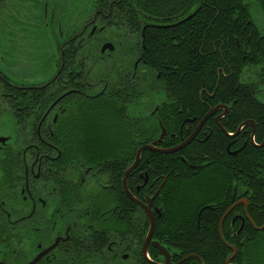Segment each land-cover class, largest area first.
Returning <instances> with one entry per match:
<instances>
[{
    "label": "flooded vegetation",
    "instance_id": "af4514ba",
    "mask_svg": "<svg viewBox=\"0 0 264 264\" xmlns=\"http://www.w3.org/2000/svg\"><path fill=\"white\" fill-rule=\"evenodd\" d=\"M148 1L0 0V264H264V204H258L264 202V66L263 82L252 88L246 86L257 80L245 76L257 68H247L237 84H230L235 94L247 92L244 101L228 96L221 67L216 88L213 70L194 72L193 87L163 84L175 76L179 61L157 73L163 83L156 86L148 65L153 56L145 46L148 34L169 36L170 29L201 17L200 5L217 12L230 0H199L175 22L140 17L138 6ZM246 1L252 21L254 0ZM258 3L264 11V0ZM171 4L163 6L169 18L175 10ZM129 13H137L142 28L133 27ZM202 16L201 21H210L202 24L205 30L215 34L210 37L224 36L214 31L212 18ZM194 34L195 28L170 52L165 48L162 62H169L170 53L188 60L184 42ZM239 41L258 42L250 33ZM121 71L126 73L120 77ZM30 79L43 83L34 86ZM124 91L135 94L131 121L123 120L130 129L122 156L131 163L73 164L72 142L87 140L88 109L118 107ZM183 92L194 93L198 101L181 102ZM173 93L180 103L171 100ZM216 96V102H205ZM249 96L257 103L246 102ZM117 114L113 109V124L120 122ZM192 136L181 150L160 153ZM136 141H142L137 149ZM144 146L158 151H142L127 179L128 193L126 173ZM157 155L173 156L177 167L155 174L152 156ZM207 176L215 190L204 188L200 198L189 195L187 207L174 202L175 190H191ZM221 184L225 192L217 189ZM228 203L222 211L221 204Z\"/></svg>",
    "mask_w": 264,
    "mask_h": 264
},
{
    "label": "trees",
    "instance_id": "16d2710c",
    "mask_svg": "<svg viewBox=\"0 0 264 264\" xmlns=\"http://www.w3.org/2000/svg\"><path fill=\"white\" fill-rule=\"evenodd\" d=\"M150 3L141 4L138 6V8L141 10L140 17L148 18L149 20H155L160 17H164L163 20L169 19L175 21H179L181 18L183 19L187 13H189L191 10H193V6L195 4L200 5V1L197 0L196 2H187L186 0H182V3L178 2L175 3V0H151L148 1ZM167 2H172V4L169 7H174L171 13V17H167L163 14L164 12V3L167 4ZM221 2V1H220ZM244 0H230V2L226 5H224V8L219 9L217 12L215 9L210 8H202L201 7V17L196 14L189 22H187L183 28L180 30H173L170 29L168 31V35H162V32H159L156 30H152L151 33L148 34V38L145 40V46L150 50L151 56H153V60L151 59L150 62H148L149 68L151 69L152 73H158L162 72L165 67H173L175 68L177 65L175 62L180 63L178 67L175 68V76L168 75L167 77H170L169 80H165L163 82H160L156 80V76L152 74V82H156L157 84L163 83L169 86V88L172 86L174 89H178L181 87V85L185 87H193L196 85V80L193 75L194 72L198 71H208L213 70L211 73L212 82L211 85L213 88H216L218 86V74L217 72L220 70V67L224 69L226 77L225 83V89L228 92V96H230L233 101L236 99H242L244 101L245 94L247 92H242L239 94H235L232 91L229 90V86L232 83H238L243 75L244 70H247V68H257L260 69V66H264V37H261L260 33L256 29L253 20L251 21L249 18V7L248 5H244ZM222 3V2H221ZM183 14H181L182 12ZM251 12V11H250ZM202 14L205 17L212 18L214 22V28L215 32L224 35L223 37H210L215 36V34L211 32V30H205L202 24L208 23L210 21H201L203 18ZM239 17L238 20H235L236 17ZM129 17L131 18L130 22L133 23V27L136 25H139L140 28H142V24L140 22H137V13L132 14L129 13ZM149 17L151 19H149ZM229 23L231 26L225 28L226 30L221 31L223 28V25ZM187 28H190V30H187ZM195 28V34L194 37L188 38L187 42H184V44L189 45L188 50V60L181 58L178 59L176 57H172L170 54H167V57L169 59V62L163 63V52L165 48H168V52H170V49L175 46V43L181 42L182 38L188 34L189 31L193 30ZM184 29V30H183ZM207 32L209 36L205 37L203 36L204 32ZM244 33H250L253 35L254 39H257L258 42L253 45L250 42H241L239 41V38ZM212 34V35H211ZM162 37V40L159 41V37ZM171 36V37H170ZM135 37V36H134ZM172 38H175V41L172 40ZM218 38H224V41L233 46L235 50L228 51L227 48L222 45V43L218 40ZM205 45V51L203 52L202 46ZM201 53V54H200ZM206 54V55H205ZM150 55V54H148ZM210 56H213L214 58H210ZM147 57V54H145V58ZM261 57V59H260ZM260 59V60H259ZM187 70V73L185 77L183 78L182 74ZM221 76V75H220ZM261 77V82L263 77ZM155 79V80H154ZM161 80V79H159ZM260 81L252 82L250 85L246 86V88H252L253 86L257 85ZM124 91L123 94L119 96V100L117 101L118 107H116L113 104H108L107 106H104L103 109H88L87 114V140L85 142H72V156L71 161L73 164L82 163L87 168L88 167H95L98 165L107 166L108 162H115L118 161L119 166L122 165L123 162H127L128 164L131 163V160L125 159L122 156L121 150L123 149V146L128 144L126 138H122L123 132L121 130L118 131V129L123 128L126 124L123 120H130L128 114H131V111L129 112V109L131 108L132 98L134 92H131V94L128 96L127 93ZM210 92V91H209ZM235 92V91H234ZM212 93V92H210ZM158 98V96L156 97ZM181 102L183 103H190V102H197L196 96L194 93L191 92H183L181 95ZM218 96L216 97H206L205 102L206 103H213L217 101ZM162 97H159V100H161ZM171 100L173 102H179L180 100L178 97L172 94ZM106 102V101H105ZM246 102L248 103H257L255 101L254 97H247ZM109 103H112L109 101ZM159 103V102H158ZM157 103V104H158ZM118 108V114L117 117L119 118L120 122L118 126H114L110 121H112V118H114L113 109ZM93 121L97 122L96 126H91ZM131 121V120H130ZM136 130H140L142 128V125H138V122L136 121ZM128 128V126L126 125ZM128 130V129H127ZM138 136V133H136ZM119 136V137H117ZM128 136V131L125 133V137ZM139 142V143H138ZM142 144V141H136L135 147L136 149ZM214 156L211 157V159L220 158ZM222 159V157H221ZM223 160V159H222ZM212 161V160H211ZM217 161V160H215ZM250 164V163H248ZM246 165V167H250L249 165ZM178 163L175 162L173 159V156H160L157 155L156 157L152 156V170L155 172V174H158L159 172L165 173L169 169L176 168ZM212 170V168L210 169ZM215 170V169H213ZM176 172V171H175ZM174 172V173H175ZM122 176V170L120 172V177ZM173 178V177H171ZM186 178H182L181 181L178 180V184L183 182ZM206 188L207 192H210L212 190H215V187L211 185V182L206 181L205 185H197L191 190L186 189H179L177 191V194H179L180 191V198L178 196L174 197V202H180L181 206L187 207V197L189 195H193L192 197H199L200 193L203 191V189ZM219 190L221 192H225L226 185L221 184L218 186ZM191 197V198H192ZM209 203V202H206ZM259 205L264 204V202H258ZM228 204H221L222 211L226 210L229 207ZM201 206H195L194 209H198ZM196 214V213H195ZM204 239L208 242L209 246L211 248H214L216 246L213 245L212 241L210 239H206L204 236Z\"/></svg>",
    "mask_w": 264,
    "mask_h": 264
},
{
    "label": "rangeland",
    "instance_id": "374dc122",
    "mask_svg": "<svg viewBox=\"0 0 264 264\" xmlns=\"http://www.w3.org/2000/svg\"><path fill=\"white\" fill-rule=\"evenodd\" d=\"M245 2L247 3V1L245 0ZM253 3H254V5H253V9H252V15H253V21H254V23L257 25V27L259 28V30L261 31V33L264 35V11H263V9H262V7H261V4H259L258 3V0H254L253 1ZM248 4V3H247ZM248 6L250 7V5L248 4ZM41 33H43V32H41ZM122 66V65H121ZM12 67V66H11ZM92 67V64H89V69ZM15 69V68H14ZM96 69H97V67H95L94 68V70H93V73H92V76H90L93 80H96L97 79V77H95V74L97 73V71H96ZM259 72H260V69H256V70H251V72L248 74L247 73V75L245 76V79H252V81L253 80H257V81H260V74H259ZM126 72H120V77L122 76V75H124ZM259 74V75H258ZM155 76H157L158 74L157 73H155L154 74ZM247 77V78H246ZM27 81V80H26ZM30 81V82H29ZM29 81H27V83H29V84H34V86L35 85H40V83H43V82H41L40 80L38 81V83H35V82H37V81H35L34 79H30ZM90 81V80H89ZM153 84H155L156 86H158V87H161L160 86V83L159 84H157L155 81L153 82ZM24 86H29V85H26V84H24ZM153 108V107H152ZM132 109H134V108H132ZM148 109H151V108H148ZM131 111V108L129 109V112ZM131 114H132V112H131ZM136 117H139L138 116V114L136 113ZM112 120H113V118H112ZM128 120V119H127ZM138 121V120H137ZM112 124H113V122L112 121H110ZM115 127L116 126H118L119 125V123H115V124H113ZM125 126L123 127V128H121V129H118V131L119 130H121L122 132H123V134H125L126 133V131H129V129H130V127H129V125H128V123L127 124H124ZM126 125L128 126V128L126 127ZM128 129V130H127ZM122 134V135H123ZM129 135V134H128ZM125 137V136H124ZM128 137V136H127ZM127 137H125L126 139H127ZM124 139V138H123ZM127 142H129V139H127ZM139 143V142H138ZM125 147H126V151L128 150V148L129 147H127V144L126 145H124L123 146V149H125ZM123 149L121 150V153L123 152ZM79 165V164H78ZM209 177V178H208ZM210 179V180H209ZM205 180V181H204ZM213 180V177L212 176H207V177H205L204 179H202V180H199L198 181V183L200 182V183H202V184H200V185H205L206 184V181H208V182H211ZM174 196H178L179 198H180V196H181V194H177V190H175V193H174ZM191 197L193 196V195H190Z\"/></svg>",
    "mask_w": 264,
    "mask_h": 264
},
{
    "label": "water",
    "instance_id": "95a60500",
    "mask_svg": "<svg viewBox=\"0 0 264 264\" xmlns=\"http://www.w3.org/2000/svg\"><path fill=\"white\" fill-rule=\"evenodd\" d=\"M106 49V47L104 48ZM163 137V136H162ZM195 136H192L187 142H185L183 145L181 146H178L174 149H171V150H167V151H160V153H165V154H170V153H174V152H177L179 150H181L182 148H184L186 145H188L190 142H192V140L194 139ZM161 141V139L159 141H157L155 143V145H157V143H159ZM144 150H149V151H158L154 148V146H144L143 148H141L138 153H137V157H136V161L134 163V165L130 168V170L126 173V176H125V180H124V186H125V190L128 192V189H127V186H126V182H127V179L129 177V175L135 170V168L137 167L138 163H139V160L141 158V154H142V151ZM129 193V192H128ZM152 224H154V220H152Z\"/></svg>",
    "mask_w": 264,
    "mask_h": 264
},
{
    "label": "bare ground",
    "instance_id": "6f19581e",
    "mask_svg": "<svg viewBox=\"0 0 264 264\" xmlns=\"http://www.w3.org/2000/svg\"><path fill=\"white\" fill-rule=\"evenodd\" d=\"M182 19V18H181ZM136 161V160H135ZM210 174V173H209ZM209 178V177H208ZM210 180V179H209ZM205 181V180H204ZM200 183V182H199ZM200 184H202V183H200Z\"/></svg>",
    "mask_w": 264,
    "mask_h": 264
}]
</instances>
